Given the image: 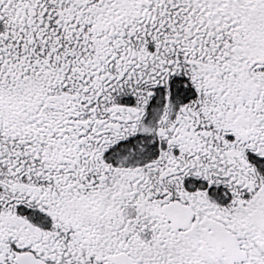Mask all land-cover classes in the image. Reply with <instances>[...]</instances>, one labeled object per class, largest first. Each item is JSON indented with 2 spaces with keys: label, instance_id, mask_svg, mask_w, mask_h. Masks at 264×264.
I'll return each instance as SVG.
<instances>
[{
  "label": "snow or ice",
  "instance_id": "snow-or-ice-1",
  "mask_svg": "<svg viewBox=\"0 0 264 264\" xmlns=\"http://www.w3.org/2000/svg\"><path fill=\"white\" fill-rule=\"evenodd\" d=\"M0 264H264V0H0Z\"/></svg>",
  "mask_w": 264,
  "mask_h": 264
}]
</instances>
